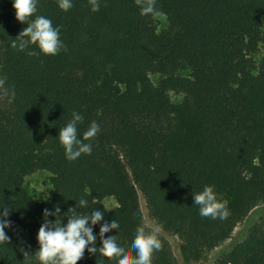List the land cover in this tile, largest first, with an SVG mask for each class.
<instances>
[{
  "label": "trees",
  "instance_id": "obj_1",
  "mask_svg": "<svg viewBox=\"0 0 264 264\" xmlns=\"http://www.w3.org/2000/svg\"><path fill=\"white\" fill-rule=\"evenodd\" d=\"M71 2L65 12L58 0H37L29 22L50 19L65 45L46 56L36 45L11 47L28 25L14 0H0V214L10 210L0 264H40L44 210L59 207L48 219L66 226L81 198L80 215L104 212L89 222L98 249L101 225L116 219L105 238L117 236L133 257L143 226L160 229L152 264L206 261L264 204V0H156L159 14L147 16L135 0H98L97 12L90 0ZM158 16L168 21L162 31ZM74 111L84 117L79 139L93 121L100 131L85 141L90 155L69 161L58 136ZM38 172L50 174L53 193L35 201L25 179ZM205 186L228 202L226 220L200 215L193 194ZM108 198L113 210L104 209ZM120 258L86 248L77 264ZM217 264H264V215Z\"/></svg>",
  "mask_w": 264,
  "mask_h": 264
},
{
  "label": "clouds",
  "instance_id": "obj_2",
  "mask_svg": "<svg viewBox=\"0 0 264 264\" xmlns=\"http://www.w3.org/2000/svg\"><path fill=\"white\" fill-rule=\"evenodd\" d=\"M92 11H99L98 0H90ZM135 4L140 7L141 15H158L155 4L156 0H135ZM58 6L62 11H69L74 5L71 0H58ZM13 7L16 10V19L21 23H26L27 28L23 29L19 35L13 39L11 47L25 51L30 46L36 45L40 52L46 56H55L65 45L60 40V27H53L52 21L44 16H36L29 22L34 13L37 12V0H14ZM29 56H37L39 53L28 51ZM2 83V82H0ZM73 119L67 125L60 129L59 141L65 149L66 158L69 161H75L82 154L90 155L92 152L91 141L100 131L99 125L93 121L87 131L83 133V138H78V123H82L84 117L78 113H72ZM194 205L199 206V213L202 217H211L212 219L226 220L230 213L227 208L228 202L218 201L213 186H205L203 191L194 193ZM88 201L81 198L77 208L86 207ZM104 205V204H103ZM77 208H70L65 215L68 217L67 225L62 226L61 219L52 222L49 216L60 217V208L56 207L54 211L45 209L43 212L44 223L38 232L39 250L35 253L36 259L40 264H77L84 256L85 249L91 254L97 251L109 259L121 257L118 264H152V255L154 251L162 250V244L157 237L160 229L154 228L146 232L145 227H138L135 239L131 248L136 256L126 253L124 247L120 246L117 236L105 238V234L112 230L119 229V223L115 219L110 224L104 222L100 227V239L102 247L95 246L97 240L93 233V228L89 226L97 225L104 219V212L94 210L90 215H80ZM104 209L106 206L104 205ZM9 209H5L0 214V242H9L4 229L10 227V221L5 219L9 215ZM89 245H92L89 247ZM23 251V249H22ZM30 254L24 252V256Z\"/></svg>",
  "mask_w": 264,
  "mask_h": 264
},
{
  "label": "rangeland",
  "instance_id": "obj_3",
  "mask_svg": "<svg viewBox=\"0 0 264 264\" xmlns=\"http://www.w3.org/2000/svg\"><path fill=\"white\" fill-rule=\"evenodd\" d=\"M156 25L158 27V31L164 30L168 26V21L165 16H158L155 19ZM152 80L156 82L157 78L155 76H152ZM171 97L173 100H178L179 98L172 94ZM25 186L28 190L29 195L35 200L40 201L42 197H47L53 193V188L50 181V174L46 172H38L35 173L25 179ZM104 205L108 210H113L116 208L117 203L114 199L108 198L104 200ZM144 215L147 224H150V221L147 217L146 210L143 205ZM264 215V204L256 207L249 215L248 217L238 225V227L235 229L231 239L223 243L220 247L215 249L209 256V258L201 263L197 264H217L218 260L222 254V252L228 248L233 246L234 244L242 241L251 226H253L255 223H257L260 218ZM168 240L176 246L178 244V240L174 237H168Z\"/></svg>",
  "mask_w": 264,
  "mask_h": 264
},
{
  "label": "water",
  "instance_id": "obj_4",
  "mask_svg": "<svg viewBox=\"0 0 264 264\" xmlns=\"http://www.w3.org/2000/svg\"><path fill=\"white\" fill-rule=\"evenodd\" d=\"M141 204L144 205V201L141 199Z\"/></svg>",
  "mask_w": 264,
  "mask_h": 264
}]
</instances>
